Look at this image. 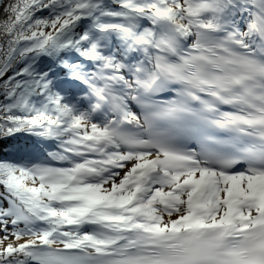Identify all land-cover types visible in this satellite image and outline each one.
<instances>
[{"label": "snow or ice", "instance_id": "6c2138e0", "mask_svg": "<svg viewBox=\"0 0 264 264\" xmlns=\"http://www.w3.org/2000/svg\"><path fill=\"white\" fill-rule=\"evenodd\" d=\"M0 264H264V0H0Z\"/></svg>", "mask_w": 264, "mask_h": 264}]
</instances>
